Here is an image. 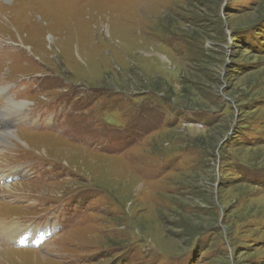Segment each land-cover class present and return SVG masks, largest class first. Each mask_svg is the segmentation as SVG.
<instances>
[{"label":"rangeland","instance_id":"obj_1","mask_svg":"<svg viewBox=\"0 0 264 264\" xmlns=\"http://www.w3.org/2000/svg\"><path fill=\"white\" fill-rule=\"evenodd\" d=\"M0 94V264H264V0H0Z\"/></svg>","mask_w":264,"mask_h":264},{"label":"bare ground","instance_id":"obj_2","mask_svg":"<svg viewBox=\"0 0 264 264\" xmlns=\"http://www.w3.org/2000/svg\"><path fill=\"white\" fill-rule=\"evenodd\" d=\"M4 90L6 89H1V94H4ZM6 93L8 94V92L6 91ZM5 93V94H6ZM0 94V96H1ZM4 94V95H5ZM9 106L7 107L9 110L7 112H4L6 115H8V112L10 113H13L14 114H17L20 112V110H24V106L26 105V102L23 101V100H16V99H13L11 98V101L9 100ZM3 105V104H2ZM22 112H25V111H21L20 113V117L22 118L21 120L23 119H31L32 117L31 116H25L23 115ZM32 122V120H31ZM16 133H12L11 131H8V132H5V133H0V139L2 140L3 144L5 141V137L6 136H15ZM3 135V137H2ZM18 138V137H17ZM2 142H0V144H2ZM8 143V142H7ZM32 143H41L42 145L45 144V145H51L50 143H47V142H44V141H38V142H32ZM40 144V145H41ZM4 163V162H3ZM32 179V178H31ZM10 189V187H8ZM30 223V225H33L31 224V221H27ZM12 224L14 225H11V224H8V225H1L0 227V239H4V241H6L5 243L7 242H10V239L11 240H14L16 242H27V243H31L36 237L33 235V236H29V230H28V226H25V227H21L20 228V223L19 221H13ZM47 222H45L44 225H46ZM11 237V238H10ZM38 240V238H36L35 242ZM8 249H2V252H7ZM11 252V250H8V252ZM24 252V251H23ZM12 257V255H11Z\"/></svg>","mask_w":264,"mask_h":264}]
</instances>
